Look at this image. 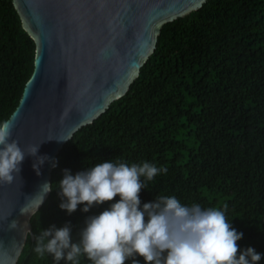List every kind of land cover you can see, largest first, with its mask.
I'll return each instance as SVG.
<instances>
[{
  "label": "trees",
  "instance_id": "16d2710c",
  "mask_svg": "<svg viewBox=\"0 0 264 264\" xmlns=\"http://www.w3.org/2000/svg\"><path fill=\"white\" fill-rule=\"evenodd\" d=\"M33 58L34 43L12 1L0 0V121L17 106ZM112 159L167 169L144 181L141 206L158 195L186 205L227 204L231 226L243 233L240 250L252 247L264 264V0H207L162 26L126 94L57 154L53 190L31 216L32 238L27 235L16 264H54L50 255L37 257L34 237L68 223L75 242L88 216L119 199L87 213L83 205L71 214L59 207L63 170L75 175ZM81 264L90 262L81 258Z\"/></svg>",
  "mask_w": 264,
  "mask_h": 264
},
{
  "label": "water",
  "instance_id": "95a60500",
  "mask_svg": "<svg viewBox=\"0 0 264 264\" xmlns=\"http://www.w3.org/2000/svg\"><path fill=\"white\" fill-rule=\"evenodd\" d=\"M11 1L34 43L32 73L13 110L19 118L12 139L22 149L40 145L37 156L49 159L37 175L35 157L26 155L13 183H0V264H16L27 235L32 238L30 218L50 192L39 207L37 193L50 183L63 145L126 94L162 26L207 0ZM23 205L27 214L20 212ZM12 221L17 228L9 230Z\"/></svg>",
  "mask_w": 264,
  "mask_h": 264
},
{
  "label": "clouds",
  "instance_id": "9594fccd",
  "mask_svg": "<svg viewBox=\"0 0 264 264\" xmlns=\"http://www.w3.org/2000/svg\"><path fill=\"white\" fill-rule=\"evenodd\" d=\"M18 111L0 121L3 184H12L19 176L26 155L35 157L33 169L37 175L39 167L49 159L37 156L40 145L22 149L12 139ZM166 172V168L147 161L129 164L120 159L98 162L75 175L63 170V178L56 184L61 198L59 207L67 213L76 211L78 205H83L81 210L87 213L93 206L119 199L99 214L88 216L75 242L70 224L60 228L52 225L34 237L33 251L39 259L50 255L54 264L62 260L81 264V258L90 264H140L137 257L144 264H258L261 255L252 247L240 250L237 241L243 233L231 226L226 216L227 204L222 208L186 205L175 196L158 195L154 202L141 206L139 193L147 187L144 181ZM52 190L53 183L40 186L38 207ZM20 212L27 214L28 208L23 205ZM16 228V221L8 224L9 230Z\"/></svg>",
  "mask_w": 264,
  "mask_h": 264
}]
</instances>
